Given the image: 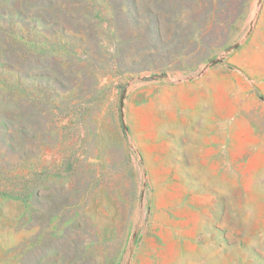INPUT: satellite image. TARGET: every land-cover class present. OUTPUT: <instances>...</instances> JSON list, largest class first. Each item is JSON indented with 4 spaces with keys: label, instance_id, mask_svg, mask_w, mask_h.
Wrapping results in <instances>:
<instances>
[{
    "label": "rangeland",
    "instance_id": "374dc122",
    "mask_svg": "<svg viewBox=\"0 0 264 264\" xmlns=\"http://www.w3.org/2000/svg\"><path fill=\"white\" fill-rule=\"evenodd\" d=\"M0 9V264H264V0Z\"/></svg>",
    "mask_w": 264,
    "mask_h": 264
},
{
    "label": "trees",
    "instance_id": "16d2710c",
    "mask_svg": "<svg viewBox=\"0 0 264 264\" xmlns=\"http://www.w3.org/2000/svg\"><path fill=\"white\" fill-rule=\"evenodd\" d=\"M16 16L20 17V12L18 9H11V10H8L6 13H4L2 9H0V33L7 34V37L11 40L12 44L16 42V38L19 35L25 36V34H22V32H20L21 30H19L18 26H15L14 24V20ZM6 52H7L6 47L0 45V55H4ZM3 74L13 76V71L6 70L4 66H0V75H3ZM0 82L7 84L6 80L3 78H0Z\"/></svg>",
    "mask_w": 264,
    "mask_h": 264
}]
</instances>
